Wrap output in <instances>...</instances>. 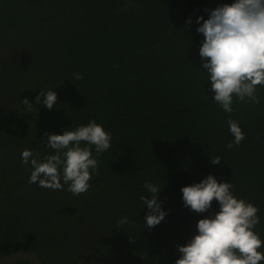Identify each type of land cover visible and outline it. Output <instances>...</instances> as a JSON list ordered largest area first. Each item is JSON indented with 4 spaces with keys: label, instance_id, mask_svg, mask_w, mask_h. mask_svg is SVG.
Segmentation results:
<instances>
[{
    "label": "trees",
    "instance_id": "trees-1",
    "mask_svg": "<svg viewBox=\"0 0 264 264\" xmlns=\"http://www.w3.org/2000/svg\"><path fill=\"white\" fill-rule=\"evenodd\" d=\"M224 2L231 0H0V47H31L10 118L0 122L10 139L4 148L18 145L43 159L54 154L41 140L45 131L62 134L92 120L101 125L111 147L99 156L92 147L98 167L89 189L80 195L63 189L84 206L81 212L98 211L101 228L114 230L111 237L127 238L122 252L129 264H174L177 245L210 214L185 208L181 188L209 174L230 182L237 198L259 209L255 231L264 241V87L257 86L259 104L234 97L233 112L226 113L199 69L203 36L196 18L207 19L205 9ZM77 72L82 79L74 78ZM49 89L58 96L52 110L34 104L26 111L23 99L35 103ZM229 119L244 133L231 149ZM4 148L0 178L7 179L0 181V194L8 201L16 195L17 172L3 160L12 152ZM216 157L221 164L211 162ZM145 182L162 190L158 200L168 212L152 229L145 227L141 197L151 198ZM218 210L214 201L210 212Z\"/></svg>",
    "mask_w": 264,
    "mask_h": 264
},
{
    "label": "clouds",
    "instance_id": "clouds-1",
    "mask_svg": "<svg viewBox=\"0 0 264 264\" xmlns=\"http://www.w3.org/2000/svg\"><path fill=\"white\" fill-rule=\"evenodd\" d=\"M205 11L208 18L198 16L195 22L197 33L203 36L199 69L207 74L212 100L226 113L233 112L234 97L240 102L259 104L257 86L264 87V0H231ZM191 24L189 17L186 27ZM73 75L77 80L83 78L78 72ZM57 102V93L51 89L41 90L35 103L27 98L21 101L28 112L34 104L52 110ZM228 124L234 139L226 147L231 149L243 141L244 133L237 121L229 119ZM41 140L54 154L41 159L31 150L22 151V163L30 168L29 183L52 189H63L67 185V191L73 195L89 189L92 172L97 170L98 161L92 147L97 156L111 147V135L95 120L73 130L65 128L62 134L45 131ZM210 159L213 164H221L219 157ZM144 187L151 194V198L141 197L148 209L145 227L152 229L168 212L158 200L162 190L150 182H145ZM181 192L185 208L197 214H210L197 221L196 233L184 245H177L179 257L174 264H259L264 261V252L259 251L264 241L255 231L260 223L259 209L237 198L230 182L218 181L209 174L198 183L183 186ZM214 201L219 210L210 212ZM126 222V217L118 221Z\"/></svg>",
    "mask_w": 264,
    "mask_h": 264
},
{
    "label": "flooded vegetation",
    "instance_id": "flooded-vegetation-1",
    "mask_svg": "<svg viewBox=\"0 0 264 264\" xmlns=\"http://www.w3.org/2000/svg\"><path fill=\"white\" fill-rule=\"evenodd\" d=\"M22 44L0 47V122L6 121V125L22 64L31 49ZM6 140L10 139L0 130V148ZM17 146L14 151L11 145L4 148L12 151L9 161L8 155L3 160L16 169L17 189L12 200H3L4 194H0V260L20 253L19 259L7 264H129L132 259L122 252L127 238L111 237L114 230L109 225L101 228L98 211L81 212L84 206L71 201L74 196L70 199L64 189L29 183L30 168L20 167L22 160L16 158L23 149ZM3 179L7 178L0 181ZM10 216L19 218L10 221Z\"/></svg>",
    "mask_w": 264,
    "mask_h": 264
},
{
    "label": "water",
    "instance_id": "water-1",
    "mask_svg": "<svg viewBox=\"0 0 264 264\" xmlns=\"http://www.w3.org/2000/svg\"><path fill=\"white\" fill-rule=\"evenodd\" d=\"M21 256L20 253H14V254H11L9 256H6L4 257L3 259L0 260V264H7V263H10L12 261H15L17 259H19V257Z\"/></svg>",
    "mask_w": 264,
    "mask_h": 264
}]
</instances>
